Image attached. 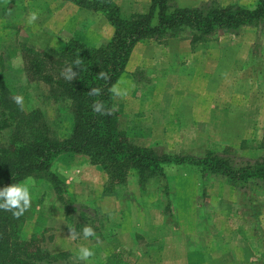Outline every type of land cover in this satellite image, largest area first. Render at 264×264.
Here are the masks:
<instances>
[{
    "label": "rangeland",
    "instance_id": "374dc122",
    "mask_svg": "<svg viewBox=\"0 0 264 264\" xmlns=\"http://www.w3.org/2000/svg\"><path fill=\"white\" fill-rule=\"evenodd\" d=\"M111 1L122 17L149 6V0ZM256 2L169 0L191 7L253 8ZM33 11L39 18L29 25ZM112 30L101 11L70 0H0L2 82L13 98L23 97L24 111H42L50 134L62 138L70 129L68 102L54 103L47 84L25 74L24 46L55 55L69 38L98 46ZM188 37L184 30L133 46L114 84L128 90L124 98L114 96L121 128L158 154L200 156L211 149L234 166L262 160L264 21L218 30L194 45ZM10 134V126L1 128L0 141ZM51 168L69 195L62 193L63 203L45 179L21 181L30 187L31 206L43 212L27 219L22 232L28 236L35 220L46 229L44 247L66 251L72 264H108L114 252L121 264H264V178L231 185L187 163H168L162 177L141 187L130 171L125 183L104 192L105 174L83 154L61 152ZM84 225L96 235L84 239ZM69 227L80 233L77 239ZM81 245L95 253L87 262L77 258Z\"/></svg>",
    "mask_w": 264,
    "mask_h": 264
},
{
    "label": "trees",
    "instance_id": "16d2710c",
    "mask_svg": "<svg viewBox=\"0 0 264 264\" xmlns=\"http://www.w3.org/2000/svg\"><path fill=\"white\" fill-rule=\"evenodd\" d=\"M70 1L84 9L101 11L113 29L112 34L98 46L69 38L55 55L24 46L25 74L47 84L54 103L68 102L70 129L62 138L50 134L39 109L21 111L0 76V129L11 127L9 139L0 141V189L20 184L27 177L41 178L49 182L56 198L64 203L62 193H69L51 168L53 159L61 152L83 154L90 164L98 165L106 176L104 192L125 183L130 171L141 187L148 178L162 177L163 165L168 163H187L195 166L201 175H219L231 185L264 178V158L234 166L211 149L200 156L158 154L128 139L116 109L113 115H99L92 108L97 101L105 108H115L109 89L124 71L138 41L174 37L187 30L191 45L204 42L218 30L231 31L264 21V0H257L253 8L214 3L205 7L173 6L169 0H149L146 12H133L127 17L119 14L111 0ZM78 58L82 61L81 68L73 66L78 75L69 82L61 72ZM102 70L108 74V80L98 77ZM94 87L101 89L99 95H89ZM42 213L31 206L24 215L14 218L12 212L0 210V264H72L67 261L66 251L53 253L44 247L46 229L35 222ZM33 215L36 218L32 231L24 236L22 227ZM121 261V255L114 252L108 264H121Z\"/></svg>",
    "mask_w": 264,
    "mask_h": 264
},
{
    "label": "clouds",
    "instance_id": "9594fccd",
    "mask_svg": "<svg viewBox=\"0 0 264 264\" xmlns=\"http://www.w3.org/2000/svg\"><path fill=\"white\" fill-rule=\"evenodd\" d=\"M39 18L38 12H30L28 16L27 23L32 25ZM82 61L81 59H76L72 62V65L68 66L66 69L62 70L61 76H63L67 81H73L78 73L73 71V66L81 68ZM100 79L108 80L109 76L105 71H100L98 73ZM109 91L115 97L124 98L128 95L127 89H122L118 85H113ZM101 89L91 88L89 95H99ZM14 102L19 106L21 111L24 110V100L22 96H15ZM93 111L99 115H113L115 108H105L101 102H94L92 105ZM32 195L30 187L27 183L24 184H11L0 189V210L10 211L14 218H19L24 215L31 207ZM70 235L69 237L73 240L77 239L80 236L75 229V227H69ZM83 238L88 239L96 235L95 229L90 225H84L82 229ZM95 255L94 251L87 246L81 245L78 249V259L84 262L89 261L91 257Z\"/></svg>",
    "mask_w": 264,
    "mask_h": 264
},
{
    "label": "crops",
    "instance_id": "0c3cea01",
    "mask_svg": "<svg viewBox=\"0 0 264 264\" xmlns=\"http://www.w3.org/2000/svg\"><path fill=\"white\" fill-rule=\"evenodd\" d=\"M138 12H139V10H137ZM106 194V196H109V194L110 195H112L113 193H105Z\"/></svg>",
    "mask_w": 264,
    "mask_h": 264
}]
</instances>
